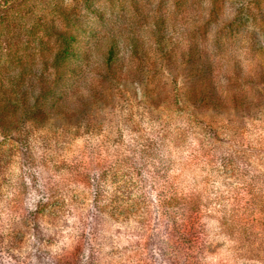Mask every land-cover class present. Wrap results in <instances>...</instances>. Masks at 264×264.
<instances>
[{
    "label": "rangeland",
    "instance_id": "1",
    "mask_svg": "<svg viewBox=\"0 0 264 264\" xmlns=\"http://www.w3.org/2000/svg\"><path fill=\"white\" fill-rule=\"evenodd\" d=\"M50 20L75 21L76 62L80 46L91 63L90 46L111 39L126 60L130 41L156 57L158 36L176 63L75 88L74 101L0 130V264H264V98L252 97L264 0H0L7 120L22 96L10 82L57 45ZM191 41L215 58L193 74L180 63ZM215 46L237 61L234 101ZM41 200L50 213L35 211Z\"/></svg>",
    "mask_w": 264,
    "mask_h": 264
},
{
    "label": "trees",
    "instance_id": "2",
    "mask_svg": "<svg viewBox=\"0 0 264 264\" xmlns=\"http://www.w3.org/2000/svg\"><path fill=\"white\" fill-rule=\"evenodd\" d=\"M60 13L63 14V12ZM70 24L71 26H69V23H66L67 26L61 28L57 26L53 20H50L49 23L43 25V34L54 40L57 45L52 51L50 58L42 55L40 52L42 55L40 58V66L30 69V76L28 78H21V76L18 75L10 82L12 85L15 83L19 85V92L22 96L19 98L20 103L18 105H14V103L10 104V110L13 113L9 120H7L6 117L5 120V118L0 115V130L6 132L11 128L9 126L12 123H14L16 127L17 124L20 125L27 120L30 121V119H33L34 114L44 115L45 113L51 112L52 104H64L65 100H72L70 97L73 93L71 92L75 90V88L80 89L90 86V89L99 90V88L113 83L114 78L117 76L140 82L145 79L143 73H149L150 69L157 70L162 64L173 66V64L176 63L175 59L169 53L167 44L158 36L156 40L153 41V47L158 51L156 57L148 55V52L143 46L137 45L134 42L131 44L130 41V43H127L129 49L126 60L125 57L116 56L119 50L117 47L118 44L116 40L111 39L107 44L95 43L92 47L90 46L89 50H92V52L95 51L96 53L91 63L88 62L89 55L91 54L87 53L85 48L80 46L77 50V56L80 61L76 62L74 58L76 52L72 50V42H74L75 34L71 30L73 26L76 27V24L74 20H72ZM48 38L47 40H49ZM89 40L91 39H88V42ZM36 41L38 45L42 43V39ZM215 47L220 56V64L217 62L219 64L218 72H221L226 65L234 72V75L231 76L234 81L225 84L226 87L222 89L225 92L230 91L232 94L233 91L229 88H232L234 85L235 77L238 74L237 61L234 60L233 55L227 56L221 54L219 46ZM257 47L261 49V52L264 51V43H259ZM193 49L199 50L196 54L197 57H199L196 62L192 60ZM211 50L212 48H209L207 43L202 42L198 44L197 42L191 41V44L180 53V63L184 64L186 70L188 72L191 71L190 73L207 69L211 67L212 61H215ZM262 56L264 57L263 54ZM66 61L68 63L63 64ZM47 62L50 63V70L46 66ZM259 69L260 71H264V64H260ZM87 74H89L88 77H86ZM18 78L21 83L18 82ZM68 90H70L69 94ZM252 97L255 100L264 98V83L259 87V93ZM82 98L83 96H81L80 99L78 98V101H76L73 106L79 107L80 105L84 107L87 102ZM234 100H236V95L233 93L232 101ZM43 102L47 103V105H43ZM22 140L23 138H19V141ZM46 209V202L42 200L39 201V204L35 207L37 213H50V210Z\"/></svg>",
    "mask_w": 264,
    "mask_h": 264
}]
</instances>
